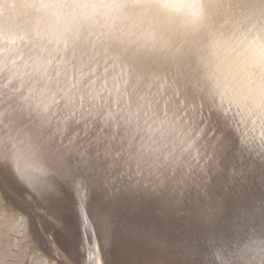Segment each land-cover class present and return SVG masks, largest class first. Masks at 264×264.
Wrapping results in <instances>:
<instances>
[{"label":"snow or ice","instance_id":"1","mask_svg":"<svg viewBox=\"0 0 264 264\" xmlns=\"http://www.w3.org/2000/svg\"><path fill=\"white\" fill-rule=\"evenodd\" d=\"M19 2L0 189L32 241L61 264H264V0Z\"/></svg>","mask_w":264,"mask_h":264},{"label":"bare ground","instance_id":"2","mask_svg":"<svg viewBox=\"0 0 264 264\" xmlns=\"http://www.w3.org/2000/svg\"><path fill=\"white\" fill-rule=\"evenodd\" d=\"M254 56H258V52H245L244 49L237 54L238 59ZM252 135L259 148L260 131ZM18 195L19 189L14 184H5L0 189V264H61L62 257L55 246L32 241L28 221L11 206V201ZM89 264H95V261H89Z\"/></svg>","mask_w":264,"mask_h":264},{"label":"clouds","instance_id":"3","mask_svg":"<svg viewBox=\"0 0 264 264\" xmlns=\"http://www.w3.org/2000/svg\"><path fill=\"white\" fill-rule=\"evenodd\" d=\"M0 10L3 12V15L0 16V20L7 22L22 15L25 9L19 0H14L11 4L4 3L3 0H0Z\"/></svg>","mask_w":264,"mask_h":264}]
</instances>
